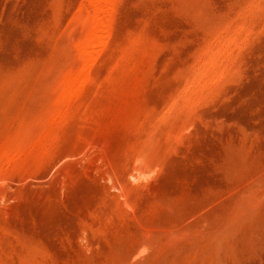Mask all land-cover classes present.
<instances>
[{"label":"rangeland","instance_id":"1","mask_svg":"<svg viewBox=\"0 0 264 264\" xmlns=\"http://www.w3.org/2000/svg\"><path fill=\"white\" fill-rule=\"evenodd\" d=\"M0 264H264V0H0Z\"/></svg>","mask_w":264,"mask_h":264},{"label":"bare ground","instance_id":"2","mask_svg":"<svg viewBox=\"0 0 264 264\" xmlns=\"http://www.w3.org/2000/svg\"><path fill=\"white\" fill-rule=\"evenodd\" d=\"M90 41V40H88ZM85 43V42H84ZM70 87V85L68 84H64L63 86H61L59 89H58V93L61 95V96H64L67 91H68V88Z\"/></svg>","mask_w":264,"mask_h":264}]
</instances>
